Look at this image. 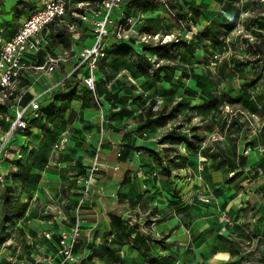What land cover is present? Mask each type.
Instances as JSON below:
<instances>
[{"label": "clouds", "instance_id": "9594fccd", "mask_svg": "<svg viewBox=\"0 0 264 264\" xmlns=\"http://www.w3.org/2000/svg\"><path fill=\"white\" fill-rule=\"evenodd\" d=\"M0 264H264V0H0Z\"/></svg>", "mask_w": 264, "mask_h": 264}]
</instances>
